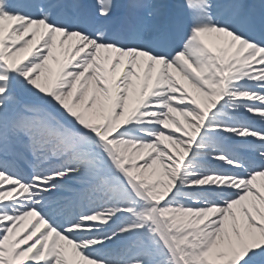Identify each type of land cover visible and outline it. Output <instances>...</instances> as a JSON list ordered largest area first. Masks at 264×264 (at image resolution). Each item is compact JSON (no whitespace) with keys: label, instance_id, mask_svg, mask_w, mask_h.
<instances>
[{"label":"snow or ice","instance_id":"6c2138e0","mask_svg":"<svg viewBox=\"0 0 264 264\" xmlns=\"http://www.w3.org/2000/svg\"><path fill=\"white\" fill-rule=\"evenodd\" d=\"M0 264H264V0H0Z\"/></svg>","mask_w":264,"mask_h":264}]
</instances>
